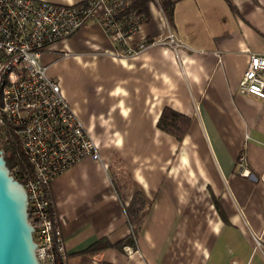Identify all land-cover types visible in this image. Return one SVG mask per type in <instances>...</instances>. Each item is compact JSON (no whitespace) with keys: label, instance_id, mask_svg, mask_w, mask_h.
Masks as SVG:
<instances>
[{"label":"crops","instance_id":"crops-1","mask_svg":"<svg viewBox=\"0 0 264 264\" xmlns=\"http://www.w3.org/2000/svg\"><path fill=\"white\" fill-rule=\"evenodd\" d=\"M145 7L124 44L172 33L178 48L114 57L112 39L90 22L41 54L101 160L83 159L49 186L67 264H264V185L234 172L239 154L255 178L264 170V99L237 92L249 53L264 54V0ZM164 109L188 119L179 140L156 127ZM135 193L147 213L120 244ZM98 241L105 247L85 253Z\"/></svg>","mask_w":264,"mask_h":264},{"label":"built area","instance_id":"built-area-1","mask_svg":"<svg viewBox=\"0 0 264 264\" xmlns=\"http://www.w3.org/2000/svg\"><path fill=\"white\" fill-rule=\"evenodd\" d=\"M128 3L129 0H86L60 6L42 0H0V143L15 139L30 166L29 177L20 183L38 264H67L63 238L55 226L57 215L48 194L52 180L83 159L101 165L97 146L63 98L58 83L47 76L41 54L49 44L90 22L112 39L114 57L137 56L155 44L179 47L172 33H167L165 40L126 46L125 37L139 24L138 17L124 14ZM237 92L264 99V54L249 53ZM234 172L264 185V170L255 178L243 154L238 155ZM11 175L19 177L16 169ZM124 249L131 252L129 247Z\"/></svg>","mask_w":264,"mask_h":264},{"label":"trees","instance_id":"trees-1","mask_svg":"<svg viewBox=\"0 0 264 264\" xmlns=\"http://www.w3.org/2000/svg\"><path fill=\"white\" fill-rule=\"evenodd\" d=\"M152 0H129L128 5L125 7L124 14H129L130 16L138 17V22L144 19L142 15L146 10V3ZM172 3L171 2H161L160 8L165 19L169 22L171 21V13H172ZM132 19L128 21L131 23ZM188 119L184 116L177 114V112L172 111L171 109L161 110V113L157 119L156 127L165 133L172 134L176 139H180L183 136L187 126ZM0 153L3 159L5 160V164L9 169L10 174L16 169L19 173V177L16 179L18 182L24 183L30 175L29 163L27 162L25 156H23L20 146L16 143V140L10 139L7 141H2L0 143ZM125 213L130 225L131 234L126 237L120 244L123 242L131 243L132 237H135L139 228L142 225V222L146 216L147 210L146 205L141 198L140 194L135 193L129 203H127L125 207ZM105 245L102 244V241L96 242L91 247H88L85 250V253L93 255L97 253L100 249L104 248Z\"/></svg>","mask_w":264,"mask_h":264},{"label":"water","instance_id":"water-1","mask_svg":"<svg viewBox=\"0 0 264 264\" xmlns=\"http://www.w3.org/2000/svg\"><path fill=\"white\" fill-rule=\"evenodd\" d=\"M0 153V264H38L23 186Z\"/></svg>","mask_w":264,"mask_h":264},{"label":"rangeland","instance_id":"rangeland-1","mask_svg":"<svg viewBox=\"0 0 264 264\" xmlns=\"http://www.w3.org/2000/svg\"><path fill=\"white\" fill-rule=\"evenodd\" d=\"M64 39V38H63ZM52 44V43H51ZM51 44H49V46L51 45ZM49 46L46 48V49H48L49 48ZM55 82H57L58 83V86H59V88H60V79H59V77L58 76H54V77H51ZM67 83V82H66ZM70 83V86L72 87V86H74L75 87V82H73V83H71V82H69ZM75 89V88H74ZM71 95H72V98L74 99V100H76V94H75V92H72L71 93ZM71 106V105H70Z\"/></svg>","mask_w":264,"mask_h":264}]
</instances>
